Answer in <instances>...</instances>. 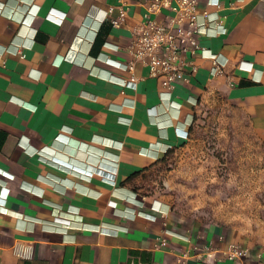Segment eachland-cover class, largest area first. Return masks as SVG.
<instances>
[{
  "label": "crops",
  "instance_id": "obj_1",
  "mask_svg": "<svg viewBox=\"0 0 264 264\" xmlns=\"http://www.w3.org/2000/svg\"><path fill=\"white\" fill-rule=\"evenodd\" d=\"M146 1L0 0V264H264V235L126 179L181 146L217 95L264 155V0H196L225 28L197 35L223 72L196 51L171 88L139 59L121 66ZM231 243L246 254L227 257Z\"/></svg>",
  "mask_w": 264,
  "mask_h": 264
},
{
  "label": "rangeland",
  "instance_id": "obj_2",
  "mask_svg": "<svg viewBox=\"0 0 264 264\" xmlns=\"http://www.w3.org/2000/svg\"><path fill=\"white\" fill-rule=\"evenodd\" d=\"M133 184L208 220L264 235V155L245 118L222 96L201 100L185 142Z\"/></svg>",
  "mask_w": 264,
  "mask_h": 264
},
{
  "label": "built area",
  "instance_id": "obj_3",
  "mask_svg": "<svg viewBox=\"0 0 264 264\" xmlns=\"http://www.w3.org/2000/svg\"><path fill=\"white\" fill-rule=\"evenodd\" d=\"M145 6L143 20L135 27V38L131 45L134 46V58L121 63L123 68L132 72L134 60L139 59L147 66L150 76H164V84L171 88L175 80L186 78L187 55L192 56L199 51L202 57L210 59L212 74L223 72L224 61L220 54L211 52L197 39L201 33L214 34L225 30L217 16H208L206 10L198 12L196 0H147ZM160 12L163 13L162 18L151 16ZM124 17L125 8L120 6L118 17L111 18V23L117 25ZM210 21H215L220 29L208 32L206 27ZM188 67L190 71L196 70L192 62ZM133 81L124 78L120 82L126 85ZM246 251V248L231 243L226 254L231 259L240 258Z\"/></svg>",
  "mask_w": 264,
  "mask_h": 264
},
{
  "label": "trees",
  "instance_id": "obj_4",
  "mask_svg": "<svg viewBox=\"0 0 264 264\" xmlns=\"http://www.w3.org/2000/svg\"><path fill=\"white\" fill-rule=\"evenodd\" d=\"M169 150H170V149L166 150V153H167ZM166 153H165V154H166ZM165 154H164V156H165ZM164 156H162L161 159H163ZM161 159H160V160H161ZM140 172H141V171H134V172H132V173L128 176V178H126V179L129 180V179L135 177L136 175H138V173H140Z\"/></svg>",
  "mask_w": 264,
  "mask_h": 264
}]
</instances>
